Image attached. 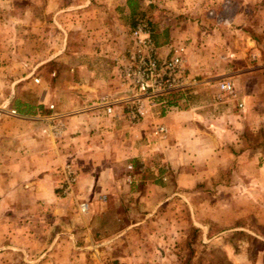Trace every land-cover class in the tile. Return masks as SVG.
<instances>
[{"label":"crops","instance_id":"0c3cea01","mask_svg":"<svg viewBox=\"0 0 264 264\" xmlns=\"http://www.w3.org/2000/svg\"><path fill=\"white\" fill-rule=\"evenodd\" d=\"M118 1L34 0L30 4L0 0V12L14 26H28L31 18L32 26L39 28L32 39L18 33L0 36V250L20 252V264H143V251L130 245L128 238L153 217L162 224L150 231L154 243L159 249L168 246L166 218L174 195H169V189L215 178L238 147L240 127L234 102L240 96L233 92L218 101L215 93L224 81L232 83L233 91L252 88L248 81L255 71L231 64L233 48L223 35L230 29L229 19H220L216 13L218 8L229 9V1L210 7L209 38L215 44L207 59L197 49L201 44L189 24L179 23L177 16L151 25L160 58L169 47L183 45L187 72L207 77L189 92L192 101L166 107L159 98L153 99L147 116L132 124L124 114L125 100L119 98L124 89L116 76L122 60L115 56L116 43L104 35L109 26L105 12L115 9ZM29 10L34 12L31 17L22 15ZM0 24L7 28L9 22L2 18ZM242 39L236 55L259 63L255 39ZM74 42L76 49L71 48ZM46 65L84 75L79 87L83 100L65 110L49 111L48 103L61 87L51 79L47 84L40 81L39 86L30 79L44 73ZM47 74L53 77L57 72ZM203 91L210 92L206 100L200 98ZM107 97L114 104L113 116L104 113ZM8 110L16 116H8ZM48 121L63 123L59 138L42 134ZM156 126L166 129L163 138L152 134ZM64 163L72 166L76 181L72 194L59 198L56 188ZM169 171L175 178L165 183ZM150 175L154 179H146ZM125 187L128 194H123ZM80 201L89 206L84 216L76 213L75 204ZM135 207L140 208L138 213ZM134 213L138 218L129 219ZM0 264L7 263L1 260Z\"/></svg>","mask_w":264,"mask_h":264},{"label":"rangeland","instance_id":"374dc122","mask_svg":"<svg viewBox=\"0 0 264 264\" xmlns=\"http://www.w3.org/2000/svg\"><path fill=\"white\" fill-rule=\"evenodd\" d=\"M22 1L31 4L34 0ZM83 1L72 0L74 4H81ZM227 1H229L227 4L229 9L218 8L216 13L220 19L223 17L229 19L230 29L225 31L223 35L227 39V43H230L233 48L231 51L234 55L230 58L231 64L239 70L250 68L252 70L254 68L255 71L248 81V87L252 88L244 92L238 89L233 91L240 96V99L234 102V118L240 127L238 129V147L230 153L227 163L217 170L215 178L206 177L193 186L169 189V195L172 193L174 195L170 198L166 218L167 231L169 232L167 235L168 246L159 249L154 243L155 238L152 237L150 231L154 230L156 224L158 226L162 224L153 217L147 218L145 220L146 226L141 231L137 229L138 232L128 238L130 245L137 247L139 251H143V264H252L250 262L255 260L257 256L264 259V253L260 252L256 255L254 252L255 245L252 244L249 237L245 236L248 235L264 242V67H262L264 63H260V61H264V0ZM87 2L93 3L94 0H87ZM135 2L136 7L133 14H130L126 8L125 0H119V5L115 9L105 12L109 26L104 35L109 38L108 41L112 40L113 43H116L117 54L115 56H118V60L123 59L125 50L128 48L132 23L138 17L146 19L151 29L153 23L158 24L163 21L162 19L171 15V17L174 16V19L177 16L181 19H178L179 23L183 21L185 24H189V31L192 35L195 34L196 40L201 44V46H197V49L201 51L203 57L207 59L212 53L210 46L215 43H211L214 39L209 38V33L212 31V23L210 22L213 18L209 14V10L215 2L222 4L224 0H135ZM182 8L185 10L183 14L173 10H181ZM0 14L1 20L3 18L9 22L7 28L0 24V36L18 33V35L30 39L36 37L39 28L32 26L31 18L28 26L16 27L8 16L5 17L3 11ZM33 14L32 10L22 13L23 16L30 17ZM195 19L197 22L194 23ZM187 20L190 22H186ZM220 28L221 26H219V30H221ZM23 31L24 33H22ZM243 37L255 39L254 47L260 53L259 63L255 60L248 62L243 57L236 55L239 50L237 43L242 42ZM118 40H121L119 44ZM36 42L34 41V46H36ZM41 46L47 48V43L42 42ZM77 47V42H74L71 48L76 49ZM61 66L64 65L61 64ZM51 70H55L57 75L53 77L52 74L51 76L48 75V71ZM67 73H65L64 67L46 65L44 73L30 76L32 84L37 86H39L40 81H45L47 84L51 79L61 87V91L55 97L56 101H49L48 104L52 105V109L47 108L49 111L65 110L68 109L69 104L75 105L83 100L79 87L83 84L82 80L86 79L85 76L80 73ZM189 75L197 81L207 77V75L201 76L191 72ZM116 77H119L118 73ZM33 79H37L38 82L34 83ZM68 84L75 87L65 89L64 87ZM123 89L124 94L120 95L119 98L127 100L130 97V91L124 86ZM185 94L182 98L177 99V105L181 101H192L193 95ZM209 94L210 92L203 91L200 98L206 100L209 98ZM218 94L217 89L215 99L218 101L224 99L223 97H228L224 94H219L217 97ZM9 96L8 99H12V96ZM106 101L109 102L111 99L107 97ZM127 121L130 124L136 123L130 122L128 119ZM45 125L41 129L42 133ZM126 165L130 166L129 163L123 164V166ZM129 171L132 172V168ZM148 177H146L148 180L154 179V176ZM165 177V183H171L175 178L172 171H169ZM144 189L141 188L142 191ZM56 192L59 198L69 196L60 195L58 186ZM148 193L150 194L152 191H148ZM123 194H128L126 187ZM181 199L184 201H180ZM80 202L75 204L76 213L79 216H84L88 210L85 214H79L77 205ZM86 204L88 206V203ZM139 210L140 208L135 207L134 211L138 213ZM135 213L128 218L131 220L138 218ZM21 259V253L16 250H0V261L3 260L7 264H20Z\"/></svg>","mask_w":264,"mask_h":264},{"label":"built area","instance_id":"2783aa9c","mask_svg":"<svg viewBox=\"0 0 264 264\" xmlns=\"http://www.w3.org/2000/svg\"><path fill=\"white\" fill-rule=\"evenodd\" d=\"M184 56L185 47L174 45L169 47L165 57L160 58L151 37L149 22L141 17L134 19L129 32L128 48L118 69L120 84L130 91V97L125 100L124 106L125 117L130 122H138L146 117L149 113L148 107L154 105L153 99L176 93H189L199 84V81L187 72ZM33 82L37 83L38 80L33 79ZM217 89L221 95L233 96V86L229 81L220 82ZM103 104L104 113L113 116L114 104L111 102ZM47 108L52 109V105H48ZM6 113L8 116H16L14 110H8ZM63 131L62 122L48 121L42 134L55 140L62 135ZM152 134L163 138L166 129L163 126H156ZM60 177L58 184L60 195L72 194L76 177L69 163H64L60 168ZM127 182H129L128 179ZM87 210L86 202H80L77 205L79 214H85Z\"/></svg>","mask_w":264,"mask_h":264},{"label":"trees","instance_id":"16d2710c","mask_svg":"<svg viewBox=\"0 0 264 264\" xmlns=\"http://www.w3.org/2000/svg\"><path fill=\"white\" fill-rule=\"evenodd\" d=\"M125 5L128 8L130 14H133L135 12V5L136 2L135 0H125ZM182 98V94L176 93V94H172V95H168V96H164V97H159V101L162 103V105L169 107V106H175L177 105V99ZM196 232H198V230H196ZM245 235V234H243ZM247 237L250 238V241L252 242V244L255 245V253L256 255H258V253L262 252L264 253V242L257 240L254 237H250L248 235H245ZM261 236V235H260ZM257 247V248H256ZM256 262H259L260 264H264V259L261 256H257V258L253 261H251L250 263L254 264Z\"/></svg>","mask_w":264,"mask_h":264}]
</instances>
